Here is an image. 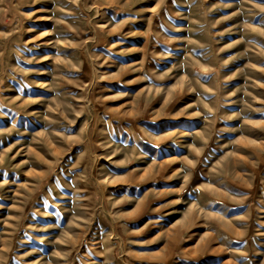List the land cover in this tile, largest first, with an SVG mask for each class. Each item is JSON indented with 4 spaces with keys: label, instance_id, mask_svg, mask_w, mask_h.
<instances>
[{
    "label": "rangeland",
    "instance_id": "1",
    "mask_svg": "<svg viewBox=\"0 0 264 264\" xmlns=\"http://www.w3.org/2000/svg\"><path fill=\"white\" fill-rule=\"evenodd\" d=\"M0 264H264V0H0Z\"/></svg>",
    "mask_w": 264,
    "mask_h": 264
}]
</instances>
